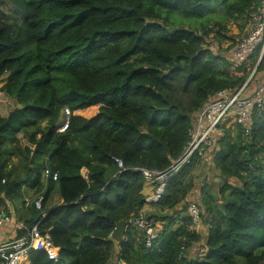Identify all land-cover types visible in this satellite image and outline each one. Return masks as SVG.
Here are the masks:
<instances>
[{
  "label": "trees",
  "instance_id": "1",
  "mask_svg": "<svg viewBox=\"0 0 264 264\" xmlns=\"http://www.w3.org/2000/svg\"><path fill=\"white\" fill-rule=\"evenodd\" d=\"M260 2L0 0V91L19 107L0 113V211L9 217L13 208L24 227L17 237L37 226L57 251L50 261L31 250L28 264H264V103L252 110L248 134L224 126L211 152L210 169L224 185L220 204L198 188L205 237L190 229L186 211L204 155L170 171L198 112L245 84L249 71L231 70L228 60L238 41L228 25L244 31ZM225 41L223 54L210 48ZM263 66L264 51L257 70ZM90 107H98L91 118L74 114ZM64 109L71 115L59 130ZM45 169L57 180L42 179ZM145 171L167 172L146 215L162 223L149 248L133 225L146 205ZM56 191L62 201L50 204ZM120 222L123 239L109 241ZM202 241L194 259L180 253Z\"/></svg>",
  "mask_w": 264,
  "mask_h": 264
},
{
  "label": "built area",
  "instance_id": "2",
  "mask_svg": "<svg viewBox=\"0 0 264 264\" xmlns=\"http://www.w3.org/2000/svg\"><path fill=\"white\" fill-rule=\"evenodd\" d=\"M259 49L257 64L260 62L264 51V0L252 10L246 17V25L242 37L235 43L230 51L228 60L236 67L248 64L249 57ZM256 66L252 70L250 77L255 73ZM248 81L237 91H222L209 101L196 115L193 131L190 133V142L185 148L182 156L173 164L170 171L176 172L183 164L189 162L190 156L198 151L199 155H204L205 151L217 144L222 137V129L228 123H236L243 129L244 134H248L251 124V113L254 107L261 108L264 103V87L254 95L244 97L241 95L243 88ZM68 109L63 110V121L59 130L68 126ZM118 167H122L119 160H115ZM145 182L156 183L154 193L146 198L147 203L157 202L163 195L167 172L154 173L143 172ZM42 179L52 181L57 180V174L45 169ZM188 202L187 215L191 219L190 229L199 232L201 226L200 209L196 202ZM36 207H40V201L36 202ZM14 223V220L7 217L0 211V231L7 225ZM138 230L145 235V247L149 248L152 241L157 237L158 229L155 228V222L148 219L145 215L139 214L134 224ZM14 230L22 231L24 228L18 224L14 225ZM31 250L42 251L50 261L57 259V251L50 242L47 234L42 235L37 226L26 230L25 235L14 237L8 241H0V264H26L28 263V253ZM186 251L181 247L180 253Z\"/></svg>",
  "mask_w": 264,
  "mask_h": 264
},
{
  "label": "rangeland",
  "instance_id": "3",
  "mask_svg": "<svg viewBox=\"0 0 264 264\" xmlns=\"http://www.w3.org/2000/svg\"><path fill=\"white\" fill-rule=\"evenodd\" d=\"M1 9H2V11L4 12V13H9L10 11H11V7L9 6V5H6V6H1ZM239 31V27L237 26V24H229L228 25V35L230 36V34H233V33H236V32H238ZM208 43H209V45H210V42L209 41H207ZM226 43H224V48H219V50H217L218 49V47H217V45L216 44H213V45H211V47L210 48H212V50L214 51V52H216V53H224L227 49H228V47H226ZM226 56V55H225ZM255 65H256V63H248V64H246V65H244L245 67H246V70H248L249 72H247L248 73V76H247V78L250 76V74L252 73V70L254 69V67H255ZM233 68H231V70H232ZM262 70H263V67L260 69V70H257L256 69V71H255V73H254V75H253V78H252V81H255V82H257V80H258V78H259V76H261V78H263L264 79V77H263V75L262 74H260L261 72H262ZM247 80V79H246ZM4 83H5V81H2V82H0V88L4 85ZM260 84H262V82L260 83ZM17 108H19L18 107V105L15 103V101L14 100H12V99H10V98H8L6 95H5V93H3V92H1L0 91V113H1V115L3 116V117H8L10 114H12L13 113V111L14 110H16ZM97 108L98 107H90V108H88V109H86V110H83V111H80V112H76L75 113V115H79V116H81V117H84V118H91V117H93L96 113H97ZM16 159L15 158H12V161H11V163H10V167H14V166H16ZM202 177H204L205 178V182H204V179H202ZM228 184H230V185H232V186H236L237 185V183H236V180L235 181H233L232 179L230 180L229 179V182H228ZM197 188L196 189H198L201 185H205V187H206V191L207 192H209L212 196H214L215 197V203L216 204H220L221 203V200H222V198L220 197V195H219V193H218V191L220 190V188L221 187H223V185H224V183L223 182H221L220 181V179L217 177V175L216 174H214V172H211L210 170H207V165H206V167H205V170L203 171V172H201V174H199V177H198V180H197ZM26 188V187H25ZM57 191H58V189H57ZM56 191V194L55 195H53V196H51V199H50V204H57V203H60L62 200L60 199V197H59V195H58V192ZM197 195H199V197H200V194H199V190L198 191H195V192H193V194H192V196H193V198H198V196ZM26 196L28 197V198H30V199H33L32 197V193H31V191H29V192H27L26 193ZM200 199V198H199ZM194 200H198V199H194ZM39 201H41L40 199H39ZM40 208V207H39ZM13 214L15 215V213L13 212ZM155 224H156V222H155ZM203 224H202V222H201V226H200V229L199 230H201V232H203L204 230V228H203ZM155 228L156 229H159L158 227H157V224L155 225ZM54 247V246H53ZM54 249H55V247H54ZM55 251H56V249H55ZM57 253V252H56ZM200 254V253H199ZM197 257V256H196Z\"/></svg>",
  "mask_w": 264,
  "mask_h": 264
},
{
  "label": "crops",
  "instance_id": "4",
  "mask_svg": "<svg viewBox=\"0 0 264 264\" xmlns=\"http://www.w3.org/2000/svg\"><path fill=\"white\" fill-rule=\"evenodd\" d=\"M245 29V28H244ZM243 33H244V31H241V30H239L238 32H236V33H233V34H230V37H234V38H238V40L242 37V35H243ZM224 43H226V47H229V45H230V41H225V42H222L220 45H217V47H218V49L217 50H219V48H224ZM225 47V48H226ZM212 49V48H211ZM231 51V50H230ZM221 54H223V52L221 53ZM226 54H229V51H228V53L226 52ZM227 58V57H226ZM251 62V60H249L248 61V63H250ZM256 69H257V63H256ZM232 68H234V66H232ZM236 68V67H235ZM260 70V69H259ZM260 74H262L263 75V77H264V66H263V70H262V72L260 73ZM251 75V74H250ZM254 75V74H253ZM253 75L250 77H248L247 78V80H246V82L248 81V83L246 84V86L243 88V90H242V92H241V95L242 96H244V97H249V96H252V95H254L256 92H258V91H261L262 90V88L264 87V79L263 78H261V76H259V78H258V80H257V82H255V81H252V78H253ZM245 82V83H246ZM262 82V84H260ZM263 93V95H264V91L262 92ZM80 112V111H79ZM75 114V113H74ZM234 123H228V124H226L225 125V128H229V127H231L232 125H233ZM217 145V144H216ZM216 145H214L212 148H210V150H207V151H205V154H204V157H203V159L205 160V162H206V164L204 165L205 167H206V165H207V170H210L211 172H213L210 168H212V160H213V155L211 154V152H212V150L213 149H215L216 151H217V147H216ZM213 154H214V152H213ZM205 169L203 168V170H202V172L204 171ZM216 175H217V173H215ZM202 179H205L204 177H202ZM231 180V179H230ZM233 181H235L234 179H232ZM221 181V180H220ZM222 182V181H221ZM228 182H229V180H228ZM153 190H154V184H149V183H147V184H145L144 185V188H143V195H144V197H149V196H151L152 194H153ZM195 191H198V189H195L193 192H195ZM193 192L188 196V198H187V202H189V201H191V200H194V199H198L199 200V195H197L198 196V198H193V196H192V194H193ZM9 205V204H8ZM155 210V207L154 206H152V204H146V205H144V207L142 208V210L140 211V213L139 214H142V215H149L150 213H152L153 211ZM13 212H14V210H13V208H10L9 209V216L14 220V223H12V224H7V225H5L2 229H1V231H0V241H8V240H11V238H14V237H17V235H18V232H21V231H16V230H14V228H15V224H18L19 226H21V227H23V224L21 223V222H19V221H17V219H16V217H15V215L13 214ZM157 224V227L158 228H161V225L160 224H162V223H160V222H157L156 223ZM24 228V227H23ZM203 232H201V230H199V233H201V235L203 236V237H205V235H206V227L205 226H203ZM18 238V237H17ZM203 243H204V241H202V242H200V243H198V244H196V245H192V246H190L188 249H187V251H186V254H185V257L187 258V259H194L196 256H198L199 255V251H201V250H203L204 249V246H202L203 245ZM114 250H115V252L117 251V243H115V246H114ZM114 254H116V253H114ZM26 264H28V263H26ZM121 264V263H120Z\"/></svg>",
  "mask_w": 264,
  "mask_h": 264
},
{
  "label": "water",
  "instance_id": "5",
  "mask_svg": "<svg viewBox=\"0 0 264 264\" xmlns=\"http://www.w3.org/2000/svg\"><path fill=\"white\" fill-rule=\"evenodd\" d=\"M125 228H126V223L125 222H120L116 225L111 238H109V241L116 240L120 241L123 239L124 234H125Z\"/></svg>",
  "mask_w": 264,
  "mask_h": 264
},
{
  "label": "clouds",
  "instance_id": "6",
  "mask_svg": "<svg viewBox=\"0 0 264 264\" xmlns=\"http://www.w3.org/2000/svg\"><path fill=\"white\" fill-rule=\"evenodd\" d=\"M145 184H147V182H145ZM149 184H154V190H153V193H154V191H155V189H156V186H157V184L154 182V183H149ZM148 198V197H147ZM145 202H146V197H145ZM154 203H156V202H152V203H147L146 202V204H154ZM146 216V215H145ZM160 229V228H159ZM187 250V249H186ZM204 251V249L202 250V252ZM203 254V253H202ZM202 256V255H201Z\"/></svg>",
  "mask_w": 264,
  "mask_h": 264
}]
</instances>
